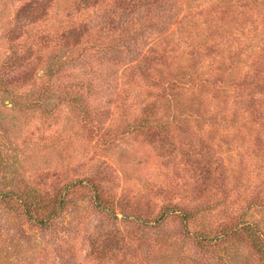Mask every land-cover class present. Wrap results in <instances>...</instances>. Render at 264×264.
Listing matches in <instances>:
<instances>
[{
	"label": "trees",
	"instance_id": "obj_1",
	"mask_svg": "<svg viewBox=\"0 0 264 264\" xmlns=\"http://www.w3.org/2000/svg\"><path fill=\"white\" fill-rule=\"evenodd\" d=\"M198 1L119 0L101 22L107 36L94 34L88 23L38 33L26 44L29 29L39 32L51 7L48 0L31 1L9 31L13 43L11 56L0 65V95L29 110L55 84L58 99L74 114V140L107 151L129 136L168 160L179 153L191 169L184 202L168 199L156 217H149L139 201L121 204L123 222L137 229L128 239H118L117 258L144 254L147 248L158 257L167 255L165 244L174 241L162 225L170 216L181 226L179 237L203 257L264 264L263 225L229 211L226 172L210 144L216 136L226 137L219 134L222 130L249 124L264 130V0H208L203 9ZM82 2L85 8L97 5L95 0ZM172 25L176 29L169 32ZM102 68L110 72L103 76ZM42 78L39 97L27 101L22 94L38 88ZM106 177L96 166L83 178L51 190L14 183L0 190V210L18 225L46 231L78 203L72 204L71 193L88 190L92 207L113 220L114 195ZM216 211L222 218H214ZM145 228L155 231L151 241L141 232Z\"/></svg>",
	"mask_w": 264,
	"mask_h": 264
},
{
	"label": "rangeland",
	"instance_id": "obj_2",
	"mask_svg": "<svg viewBox=\"0 0 264 264\" xmlns=\"http://www.w3.org/2000/svg\"><path fill=\"white\" fill-rule=\"evenodd\" d=\"M31 1L40 0H0V65L11 56L13 42L8 35L17 22V14ZM48 1L51 5L48 21L37 26L39 32L29 29L26 44L38 33L56 32L78 24L90 23L94 34L106 35L107 29H103L101 24L103 17L119 3V0H95L97 5L85 8L83 0ZM202 1H198L200 9L209 3L208 0ZM137 27L134 26V29ZM175 29L176 25H172L169 32ZM121 30L122 27L115 35L118 36ZM24 40L22 38L20 42ZM37 72L41 77L42 67ZM101 72L104 76L110 70L102 68ZM44 81L42 78L38 88H32L22 96L26 95L27 101L37 99ZM2 96L0 190L13 188L14 183L20 188L24 184H35L46 190L60 188L90 174L92 168L98 166L109 180L106 186L113 192L112 207L117 216L112 220L96 211L88 190L71 193L72 204L78 203L63 211L53 228L46 231L34 230L27 224L18 225L12 221V215L0 210V263L232 264L230 260L223 262L221 257H203L196 252L188 241L179 237L181 226L170 216L162 225V230L174 241L165 244L167 255L158 257L147 248L144 254L137 251L135 255L128 253L125 259L119 255L117 258L113 250L119 247L116 243L118 239H128L131 232L137 229L134 224L123 222L121 204L128 201L130 207L139 201L140 208L150 213L149 217H156L168 199L176 203L184 202L190 188L188 178L191 169L179 153H175L174 160H168L160 151L142 147L129 136L107 151L93 142L74 140V114L67 103L58 99L55 84L39 105L29 110L9 103L8 98ZM219 134L227 135L225 138L216 136L218 139L210 144L217 162L226 172L229 211L251 216L262 223L264 230V130L256 124H249L244 129L231 128ZM178 148L182 145L179 144ZM220 213L216 211L212 215L222 218ZM210 222L213 224L214 221L211 219ZM194 228L189 227V230ZM141 232L149 241L155 238V231L150 228Z\"/></svg>",
	"mask_w": 264,
	"mask_h": 264
}]
</instances>
